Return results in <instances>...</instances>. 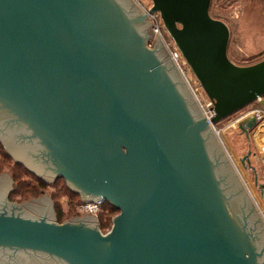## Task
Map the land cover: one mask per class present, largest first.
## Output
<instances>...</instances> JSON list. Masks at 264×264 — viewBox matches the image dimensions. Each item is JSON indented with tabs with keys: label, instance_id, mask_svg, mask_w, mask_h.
Returning a JSON list of instances; mask_svg holds the SVG:
<instances>
[{
	"label": "water",
	"instance_id": "water-1",
	"mask_svg": "<svg viewBox=\"0 0 264 264\" xmlns=\"http://www.w3.org/2000/svg\"><path fill=\"white\" fill-rule=\"evenodd\" d=\"M151 2L144 13L133 0H0L3 147L37 176H64L84 200L119 210L104 234L95 218L59 224L0 190V264L264 260V224L210 130L264 106V58L231 61L230 28L211 0ZM154 13L211 102L209 118L158 36L146 45Z\"/></svg>",
	"mask_w": 264,
	"mask_h": 264
},
{
	"label": "rangeland",
	"instance_id": "rangeland-1",
	"mask_svg": "<svg viewBox=\"0 0 264 264\" xmlns=\"http://www.w3.org/2000/svg\"><path fill=\"white\" fill-rule=\"evenodd\" d=\"M133 1L144 13L152 5L151 0ZM210 14L215 18L217 17L224 20L230 28L228 56L231 61L238 65H248L252 61L256 60L255 56H259V58L264 57V0H211ZM147 18L151 22L150 17L148 16ZM162 31L164 39L158 37L160 42L180 75L201 115L207 118L211 115L210 110L212 107L209 99L190 72L189 68L186 66L184 60L182 58H180L178 62L173 60L170 51L174 45L164 28ZM156 37L157 36L152 35V38H148L146 40V45L148 47H152ZM255 103L256 102H252L238 112L214 125H211L210 130L215 139L219 142L220 147L224 150V154L226 155L229 164L264 224V198H261L258 190L253 185L252 172L244 168L240 162L241 158L246 155L248 149H250L252 152V155L250 156L251 165L256 169L259 181H264V107L262 106V109H260ZM253 108L258 109L257 114L262 118L257 121L255 126H253L249 133L250 136L247 139L240 132V129L238 128V121L244 114H248L249 112L251 113ZM214 130L219 131V136L222 140L224 148L216 137L217 135H215L216 133ZM227 153L229 156H227ZM18 162L19 161H15L13 159L12 155L3 147L0 141V190L5 195H8V201L19 204L35 216L55 221L59 224L64 223L66 220L76 223L79 221L93 223L94 218L97 219L98 222V214L100 213L102 204L97 211V215L82 211L81 205L85 200L78 192L68 187L64 176L52 177L41 174L40 178L47 183L44 188V192L27 199L21 198L19 194L20 192L17 191L18 185L13 179V174L22 173V170L17 164ZM19 163L23 168H27L24 163ZM30 171L33 172L32 170ZM33 174L37 176L35 172H33ZM27 181H31V178L27 177ZM55 182H57V184ZM62 188L63 192H61V190L60 193H56ZM8 191L10 192L8 193ZM69 191L77 196L70 194ZM53 195L56 196V199H53ZM56 202H58L61 210L63 211L61 222L58 221V216L55 211L57 206ZM69 208L70 212L68 213ZM71 209L75 212V214L71 212ZM111 226L108 230H101V232L104 234L109 232Z\"/></svg>",
	"mask_w": 264,
	"mask_h": 264
},
{
	"label": "trees",
	"instance_id": "trees-1",
	"mask_svg": "<svg viewBox=\"0 0 264 264\" xmlns=\"http://www.w3.org/2000/svg\"><path fill=\"white\" fill-rule=\"evenodd\" d=\"M255 57H256V60L252 61L250 64L255 63V62L264 58V57L259 58V56H255ZM17 164L19 165V168L22 170L21 171L22 173L13 174V179H14V182L18 185L17 191L20 192L19 193L20 197L27 199L29 197H34V196H37L39 193L44 192V188H45L47 183L42 178L35 176L33 174V172H31L27 168H25V167L23 168L19 162ZM27 177L31 178V181H27ZM56 181H58V180H56ZM55 183L57 184V182H55ZM60 191L63 192V188L59 189L56 193H60ZM14 193L17 194L16 192H14ZM69 193L74 195V196H77L76 194L72 193L71 191H69ZM54 198L56 199L55 195H53V199ZM56 205L57 206H56L55 211H56L57 216H58V221L61 222L62 216H63V211L61 210L58 202H56ZM69 212H70V208L68 210V213ZM71 212H73L72 209H71ZM73 213L75 214V212H73ZM118 213H119V210L117 208L112 206L109 202L104 201L102 203L100 213L98 214V225H99L100 230H102V231L108 230L112 224L113 216L118 214Z\"/></svg>",
	"mask_w": 264,
	"mask_h": 264
},
{
	"label": "flooded vegetation",
	"instance_id": "flooded-vegetation-1",
	"mask_svg": "<svg viewBox=\"0 0 264 264\" xmlns=\"http://www.w3.org/2000/svg\"><path fill=\"white\" fill-rule=\"evenodd\" d=\"M217 18V17H216ZM219 19V18H218ZM224 21V20H223ZM225 22V21H224ZM230 40V39H229ZM229 45V44H228ZM227 52H228V50H227ZM262 100H264V97L262 98ZM254 102H256L255 104H257V107L258 108H260V109H262L261 107L263 106L261 103H260V101L259 100H257V101H254ZM256 107V108H257ZM264 107V106H263ZM256 108H253L252 110H251V113L249 112L248 114H244L243 116H241L240 118H239V120H241V119H243V118H245V117H247V116H251V115H254V116H256L255 118V121L254 120H252V121H250L249 123H250V125H253V126H255L256 124H257V121L259 120V119H261L262 117H260V116H258L257 115V113H256V111L255 110H257L258 111V109H256ZM253 126L252 127H248V122L243 126V130L242 129H240V132L248 139L249 138V136H250V131L252 130V128H253ZM246 131H247V133H248V136H246ZM247 152H249V153H246V155H247V158H245V160H244V162L242 163L241 162V160H240V162H241V164L244 166V168H246V169H248V170H250V172H252V174H253V185H254V187L258 190V192H259V195L261 196V198H264V181H259V179H258V173H257V171H256V169L251 165V161H250V156L252 155V152H251V150L250 149H248V151ZM245 156V155H244ZM243 156V157H244ZM242 157V158H243ZM241 158V159H242ZM255 176H257V177H255ZM255 178H257V182H255Z\"/></svg>",
	"mask_w": 264,
	"mask_h": 264
},
{
	"label": "built area",
	"instance_id": "built-area-1",
	"mask_svg": "<svg viewBox=\"0 0 264 264\" xmlns=\"http://www.w3.org/2000/svg\"><path fill=\"white\" fill-rule=\"evenodd\" d=\"M148 16L150 17V20L152 22L151 28L154 31L153 35L161 37L164 39V35H163V31H162L163 26H162L161 20L159 18V15L154 13V14H148ZM170 53L172 54L173 60H175L176 62H178V60L181 58L179 51L174 46H173L172 50L170 51ZM210 105H212L211 102H210ZM210 111H211V115H212V110H210ZM255 111H256V113H258L257 110H255ZM210 116H208L207 118H209ZM104 201L105 200H103L102 198L97 202L85 200L83 202V204L81 205V210L85 211L86 213H93L94 215H97V211L99 210V207L101 206V204ZM261 264H264V260Z\"/></svg>",
	"mask_w": 264,
	"mask_h": 264
},
{
	"label": "bare ground",
	"instance_id": "bare-ground-1",
	"mask_svg": "<svg viewBox=\"0 0 264 264\" xmlns=\"http://www.w3.org/2000/svg\"><path fill=\"white\" fill-rule=\"evenodd\" d=\"M216 132V131H215ZM216 135V134H215ZM217 137V136H216ZM6 188V187H5Z\"/></svg>",
	"mask_w": 264,
	"mask_h": 264
}]
</instances>
